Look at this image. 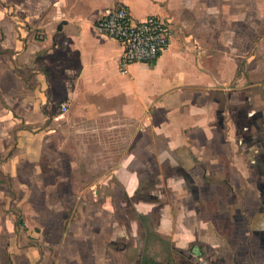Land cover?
I'll use <instances>...</instances> for the list:
<instances>
[{"label":"crops","instance_id":"obj_1","mask_svg":"<svg viewBox=\"0 0 264 264\" xmlns=\"http://www.w3.org/2000/svg\"><path fill=\"white\" fill-rule=\"evenodd\" d=\"M22 1L20 26L0 29V144L2 132L18 126L23 147L3 159L6 173L19 177L20 165L42 160L49 145L56 152L50 160L63 159L67 176L76 177L75 161H120L128 130L143 156L160 144L153 130H161L176 163L154 177L130 168L124 181L138 180L133 193L121 203L114 195L112 211L104 212V203L82 227H70L60 259L25 247L27 261L264 264V43L256 42L260 55L246 76L233 71L236 40H243V27L262 22L264 0ZM119 4L138 20L157 15L174 29L157 61L134 63L128 73L120 66L121 44L94 29ZM78 125L81 131L69 135ZM112 167L113 174L102 172L108 190L128 191ZM150 177L163 187L142 183ZM20 224L11 231L13 253H20Z\"/></svg>","mask_w":264,"mask_h":264},{"label":"rangeland","instance_id":"obj_2","mask_svg":"<svg viewBox=\"0 0 264 264\" xmlns=\"http://www.w3.org/2000/svg\"><path fill=\"white\" fill-rule=\"evenodd\" d=\"M20 2L23 1L0 0V29L2 28L1 23L3 26H20ZM250 12L254 21L256 19L252 15L254 12L252 10ZM243 29H246V34L243 35V40L240 43L238 36L235 44H238L239 47L233 50L234 56L239 61L237 65L233 66V71L237 69L239 75L246 76L248 66L255 63L252 57L260 55L261 50L256 48V42L264 43V19L259 24L251 22ZM0 36L4 37V33H1ZM249 60L254 61L248 63ZM236 82L238 83V81ZM65 122H69V120ZM81 127L78 125L76 129H70L67 132L73 136L72 131L80 130ZM19 128L15 126L14 129L6 130V135H4V130L2 135L6 136L7 139H4L6 143L5 145L0 144V264H31L27 261L30 259L31 252L23 253L22 251V248L25 247H31V249L37 247L42 254L46 252L51 258L60 259V255L64 254V250L69 245L66 241L70 240V227L73 225L80 227L104 203L106 209L104 212L112 211L114 195L116 200L118 198L121 203L127 196V192L133 193L138 180L133 179L132 184L127 186L124 181L130 168L131 170H140L139 172L142 174L146 170L154 177L161 167L164 166L168 169L167 171H171L169 168H173L176 164L168 158L166 141L161 140L162 137L165 140L166 138L161 130H153V136L158 139L160 144L147 150L149 156H143L144 152L137 151L132 139L133 131L128 130L129 136L121 137L120 161H75L74 172H77L78 176L69 177L67 174L70 170L67 168V162L63 159L50 160L52 155L54 158L56 152L50 148L52 146L46 145L42 152L44 153L42 160L36 164L23 162L20 165V176L12 178L6 173L7 165L3 159L23 148L18 143ZM63 135L62 132L61 140H65ZM58 141L60 143V140ZM81 146V144L75 145L76 152L80 151ZM161 153L163 155H160ZM119 163L120 167L117 166ZM113 165H115L116 174L118 173L116 176L123 175L116 177V180L121 179L120 190L127 188L128 191L113 194L111 190H108L111 180L109 177H103L102 172L104 171L106 174L113 168ZM176 168L175 166V171ZM55 172H60L61 175L55 176ZM135 176L136 174L133 177L135 178ZM91 185H97V187H87ZM104 187L107 188L105 189L107 192L102 191ZM133 200H137V198H133ZM19 222L23 224H20V232H17L19 242L16 240L15 246L20 245V253H13L12 249L9 250L10 237L14 235L11 231L14 224ZM12 244L14 245V242ZM15 246L13 249L16 248Z\"/></svg>","mask_w":264,"mask_h":264},{"label":"built area","instance_id":"obj_3","mask_svg":"<svg viewBox=\"0 0 264 264\" xmlns=\"http://www.w3.org/2000/svg\"><path fill=\"white\" fill-rule=\"evenodd\" d=\"M94 29L98 34L121 44L123 53L120 66L123 73H128L134 63L151 64L157 61L174 38V29L169 20L157 15L138 20L126 4H119L100 15ZM61 110H68L67 104L63 103Z\"/></svg>","mask_w":264,"mask_h":264},{"label":"flooded vegetation","instance_id":"obj_4","mask_svg":"<svg viewBox=\"0 0 264 264\" xmlns=\"http://www.w3.org/2000/svg\"><path fill=\"white\" fill-rule=\"evenodd\" d=\"M147 182L149 184H151V186H157V187H163L162 183L160 182L159 178H152L151 177L149 179H142V183Z\"/></svg>","mask_w":264,"mask_h":264},{"label":"trees","instance_id":"obj_5","mask_svg":"<svg viewBox=\"0 0 264 264\" xmlns=\"http://www.w3.org/2000/svg\"><path fill=\"white\" fill-rule=\"evenodd\" d=\"M143 264H151V262L149 260H145L143 261Z\"/></svg>","mask_w":264,"mask_h":264}]
</instances>
